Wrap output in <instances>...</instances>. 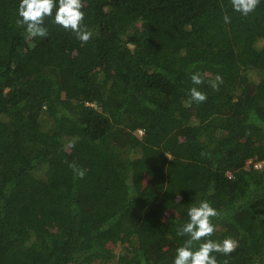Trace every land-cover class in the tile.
Segmentation results:
<instances>
[{"label": "trees", "instance_id": "1", "mask_svg": "<svg viewBox=\"0 0 264 264\" xmlns=\"http://www.w3.org/2000/svg\"><path fill=\"white\" fill-rule=\"evenodd\" d=\"M19 2L0 0V264H173L201 200L204 239L238 241L218 264H264V0H83L86 44L55 10L30 37Z\"/></svg>", "mask_w": 264, "mask_h": 264}, {"label": "clouds", "instance_id": "2", "mask_svg": "<svg viewBox=\"0 0 264 264\" xmlns=\"http://www.w3.org/2000/svg\"><path fill=\"white\" fill-rule=\"evenodd\" d=\"M260 0H231L233 11L247 16L254 12L259 6ZM83 0H20L18 5V26L25 27L30 37H47L48 29L44 26L46 17L54 15V23L65 30L75 33L76 38L82 44H86L92 38V31L83 24L85 12ZM224 22L230 23L231 18L225 14ZM190 80L193 85H202L204 78L199 72L192 73ZM222 79L219 75L214 80H209L210 87L218 91L219 83ZM189 105L192 102L203 103L207 100V94L197 87L189 89ZM74 142L69 143V147H74ZM251 162V159H250ZM69 168L78 178L85 175L84 169L78 167L75 162L69 163ZM190 218L187 223L178 229V235L188 236L181 246L177 247L173 264H218L216 256L212 253L230 255L238 247V241L232 237H226L222 241L204 239L211 237L216 226L212 223L214 217H219L218 211L208 200H201L198 204H193L187 211ZM198 243V247L195 245ZM227 264V261H225Z\"/></svg>", "mask_w": 264, "mask_h": 264}, {"label": "rangeland", "instance_id": "3", "mask_svg": "<svg viewBox=\"0 0 264 264\" xmlns=\"http://www.w3.org/2000/svg\"><path fill=\"white\" fill-rule=\"evenodd\" d=\"M132 134L133 132L130 129L123 128L116 135V141L120 143L121 145H125L130 139ZM138 134L141 135L142 132L139 130ZM70 152H71L70 148H67V150H65L64 152H61L56 162L58 164L63 163L65 160H67L70 157ZM85 163L89 164V160L85 159ZM247 163H250V160H248ZM110 246H113V248L115 249V251H117V253L121 250L120 244L111 242ZM95 264H117V263L115 261H109V262H97Z\"/></svg>", "mask_w": 264, "mask_h": 264}, {"label": "built area", "instance_id": "4", "mask_svg": "<svg viewBox=\"0 0 264 264\" xmlns=\"http://www.w3.org/2000/svg\"><path fill=\"white\" fill-rule=\"evenodd\" d=\"M141 132H143V130L142 129H139ZM262 163L261 162H255V166H257V167H259L260 165H261Z\"/></svg>", "mask_w": 264, "mask_h": 264}]
</instances>
